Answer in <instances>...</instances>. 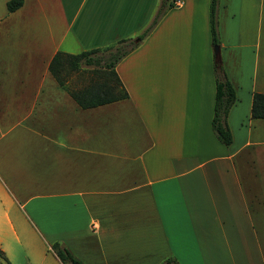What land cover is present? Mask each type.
Instances as JSON below:
<instances>
[{"label":"crops","instance_id":"1","mask_svg":"<svg viewBox=\"0 0 264 264\" xmlns=\"http://www.w3.org/2000/svg\"><path fill=\"white\" fill-rule=\"evenodd\" d=\"M0 0L3 264H264V0H219L231 142L211 126L209 0H175L115 71L127 97L82 108L48 69L135 39L161 0ZM170 260V262H168Z\"/></svg>","mask_w":264,"mask_h":264},{"label":"trees","instance_id":"2","mask_svg":"<svg viewBox=\"0 0 264 264\" xmlns=\"http://www.w3.org/2000/svg\"><path fill=\"white\" fill-rule=\"evenodd\" d=\"M175 0H161V4L150 24L136 36L135 39H121L115 44L103 48L83 50L78 53L57 51L52 56L48 69L56 81L63 86L72 98L82 108L97 106L127 97V91L115 71V64L148 34L165 9L172 7ZM219 0H209V30L212 45H219L217 31V6ZM22 0H8V11L17 9ZM107 53L106 55H104ZM80 66H92L96 77L79 88L67 85V76ZM215 98L211 126L217 138L224 144L231 142V134L226 125L227 112L234 102V89L226 75L220 61H214ZM250 115L253 118H264V93L252 94ZM51 248L63 264H83L72 252L58 242L51 244ZM6 261L0 249V264ZM170 262V260H168Z\"/></svg>","mask_w":264,"mask_h":264},{"label":"rangeland","instance_id":"3","mask_svg":"<svg viewBox=\"0 0 264 264\" xmlns=\"http://www.w3.org/2000/svg\"><path fill=\"white\" fill-rule=\"evenodd\" d=\"M94 69L92 66H80L78 70L71 71L67 76V85L70 88H79L87 84L92 77H96V74L93 72Z\"/></svg>","mask_w":264,"mask_h":264},{"label":"water","instance_id":"4","mask_svg":"<svg viewBox=\"0 0 264 264\" xmlns=\"http://www.w3.org/2000/svg\"><path fill=\"white\" fill-rule=\"evenodd\" d=\"M213 52H214V59H215V61H220V57H219V46L218 45H214Z\"/></svg>","mask_w":264,"mask_h":264}]
</instances>
